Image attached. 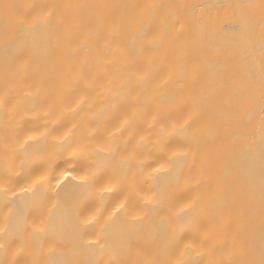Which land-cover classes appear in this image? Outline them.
I'll list each match as a JSON object with an SVG mask.
<instances>
[{"label": "bare ground", "instance_id": "6f19581e", "mask_svg": "<svg viewBox=\"0 0 264 264\" xmlns=\"http://www.w3.org/2000/svg\"><path fill=\"white\" fill-rule=\"evenodd\" d=\"M0 264H264V0H0Z\"/></svg>", "mask_w": 264, "mask_h": 264}]
</instances>
